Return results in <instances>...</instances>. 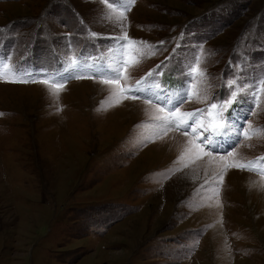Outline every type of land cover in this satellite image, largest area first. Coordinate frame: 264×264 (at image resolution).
Returning <instances> with one entry per match:
<instances>
[{"label": "rangeland", "instance_id": "obj_1", "mask_svg": "<svg viewBox=\"0 0 264 264\" xmlns=\"http://www.w3.org/2000/svg\"><path fill=\"white\" fill-rule=\"evenodd\" d=\"M262 84L264 0H0V264H264Z\"/></svg>", "mask_w": 264, "mask_h": 264}, {"label": "snow or ice", "instance_id": "obj_2", "mask_svg": "<svg viewBox=\"0 0 264 264\" xmlns=\"http://www.w3.org/2000/svg\"><path fill=\"white\" fill-rule=\"evenodd\" d=\"M126 38V37H125ZM160 67V66H157ZM195 71V70H193ZM115 74V73H114ZM61 79H65L64 77H61ZM10 82H27L26 80H20V81H10ZM44 83H48V81H43ZM234 83V82H233ZM59 86V85H58ZM228 87H232V83L228 84ZM261 90H264V84L261 85ZM132 96L135 98L137 95H145V98L147 101H152L155 100L156 102H162V103H167V101H164L163 97L160 96L157 93H153L151 92V90H149L148 93H144L139 87H137L135 90H130ZM255 96L256 93L255 91L253 92V99L255 100ZM231 99L227 102H224L220 105V109L221 111H223L224 109L228 108L233 102L235 103H239V100H237V92L233 91L231 93ZM192 97L190 95H188L187 92H185V94L181 95L179 97V99L176 101V105L178 106L179 104H182L185 102V100L191 99ZM218 105L217 103H212L210 106L209 111L211 112V110H215L217 109ZM161 111H163V109H160ZM220 113L218 112L217 115H219ZM252 112H249V115H251ZM196 113H192V114H184L183 116H179L178 117V107H173L172 109L169 110V115L166 117H160L159 119H161L164 123V127L165 129L171 127V126H175L176 128H189L191 127L190 125L187 124V119H191L192 116H195ZM230 118V117H229ZM224 128V125H217L216 128L213 129V131L217 132V134L219 136H223L224 132H220L219 129ZM227 131V129H225V132ZM193 132H195V129H193ZM185 135H187V132H185ZM205 139H208V137H205ZM233 147L235 145H232ZM221 148L219 146V142H217V145L213 147V151H220ZM226 155L231 156L233 155L232 151L230 149H225ZM208 155H211V152L206 153ZM223 158V157H222ZM234 167H239L241 169L247 167V165L245 164H239V165H233Z\"/></svg>", "mask_w": 264, "mask_h": 264}]
</instances>
